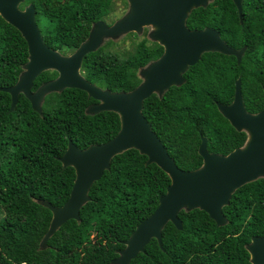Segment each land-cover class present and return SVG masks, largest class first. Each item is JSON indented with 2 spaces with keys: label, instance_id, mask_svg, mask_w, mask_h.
<instances>
[{
  "label": "trees",
  "instance_id": "trees-1",
  "mask_svg": "<svg viewBox=\"0 0 264 264\" xmlns=\"http://www.w3.org/2000/svg\"><path fill=\"white\" fill-rule=\"evenodd\" d=\"M26 2L35 5L38 24H47L45 30L40 27L46 44L64 53L77 49L92 24L117 9L116 0ZM187 26L217 30L231 48H246L240 63L235 56L204 54L184 75L182 86L172 87L162 98L154 94L144 103V116L177 166L195 171L203 165L202 138L208 139L210 153L220 155H229L247 141V134L235 130L218 108L233 102L238 79L247 111L257 114L264 109V0H244L242 21L232 0H215L193 10ZM147 42L124 52L108 42L85 57L84 77L113 93L135 90L142 83L139 71L164 53L158 43ZM28 58L22 34L0 16L1 88L18 82ZM57 77L55 71L44 72L33 92ZM94 103L86 92L66 89L48 95L40 114L24 95L11 110V96L0 92V146L14 143L11 151L0 148L5 159L0 165V264H8L7 255L20 264H59L68 258L79 264H112L137 226L159 207L170 177L156 164L147 165V156L139 151H126L92 186L81 220L67 222L47 248H41L53 218L42 203L62 207L76 179L75 169L60 162L69 142L84 150L111 141L121 129L114 112L87 115ZM19 121L22 130L16 133L11 124L18 126ZM223 213L229 223L218 227L204 211H182L183 229L167 224L163 248L152 239L130 264H251L246 246L253 237H264V179L238 189ZM206 252L209 258L199 255Z\"/></svg>",
  "mask_w": 264,
  "mask_h": 264
},
{
  "label": "water",
  "instance_id": "water-1",
  "mask_svg": "<svg viewBox=\"0 0 264 264\" xmlns=\"http://www.w3.org/2000/svg\"><path fill=\"white\" fill-rule=\"evenodd\" d=\"M24 1L0 0V16L22 34L29 53L18 82L9 88L0 87V92L11 96V110L17 106L20 95H24L33 110L42 114L48 95L78 89L97 102L87 108V115L114 112L121 121L119 133L107 143L81 150L69 142L60 162L64 168L75 169L76 179L70 198L62 207L42 203L50 209L53 218L41 248L46 249L49 239L67 222L81 220L80 213L90 201L92 186L111 169L116 156L129 150L147 156V165L160 167L170 177L171 185L160 198L157 210L137 226L124 242L125 249L118 252L119 257L112 264H130L145 252L152 239L163 248V230L167 224L183 229L179 218L182 211L199 209L206 212L218 227L227 225L229 220L223 209L230 204L233 194L247 184L264 179V109L257 114L247 111L241 80L238 79L233 102L227 106L218 104V108L235 130L247 134V141L229 155H220L210 153L208 139L202 138L199 155L203 158V165L195 171H185L177 166L143 114L147 99L154 94L162 98L172 87L182 86L184 75L200 62L204 54L220 53L235 56L239 63L242 61L246 48L239 51L231 48L217 30H191L187 26L193 10L206 8L215 0H127L129 10L120 20L110 27L101 21L93 25L88 38L69 56L45 43L37 22L36 7L30 4L22 10L20 6ZM232 1L242 21L244 0ZM147 26L155 27L149 39L161 45L164 53L139 71L142 83L135 90L113 93L84 77L82 65L87 55L97 52L108 41H119L131 33L139 36ZM47 71L57 72L58 77L33 92L35 80ZM246 249L251 264H264V237H253Z\"/></svg>",
  "mask_w": 264,
  "mask_h": 264
},
{
  "label": "rangeland",
  "instance_id": "rangeland-1",
  "mask_svg": "<svg viewBox=\"0 0 264 264\" xmlns=\"http://www.w3.org/2000/svg\"><path fill=\"white\" fill-rule=\"evenodd\" d=\"M27 0H25L22 4H21V6H20V8L22 9V10H25L30 4H27V2H26ZM125 2L127 1V0H124ZM128 2V1H127ZM32 4V3H31ZM116 11L115 12H113L112 14H111V16H110V18H109V22H111V21H118V20H120L127 12H128V10H129V3H128V8L127 9H125L124 7H123V3H122V0H116ZM34 5V4H33ZM40 24V26L39 27H41L43 30H45V26H47V24L46 23H44L43 21L41 22V23H39ZM40 28V29H41ZM147 32V34L145 35V37H148L149 38V34H151L154 30H155V27H153V26H147V27H144V29L141 31V34L140 35H143L144 33L143 32H145V31ZM89 36V35H88ZM138 36V35H137ZM88 38V37H87ZM86 38V39H87ZM85 39V40H86ZM84 40V41H85ZM83 41V42H84ZM82 42V43H83ZM117 42H119V44L116 46V50H118V51H121V52H124V51H132L133 49H134V46H135V44L136 43H138L139 42V36L136 38V37H133V36H130V34L129 35H126L125 37H123L122 39H120L119 41H117ZM46 43V42H45ZM81 43V44H82ZM80 44V45H81ZM50 48H52L53 50H55V51H58V52H60L62 55H65V56H69V55H72L77 49H75L73 52H69V53H64V52H61L60 50H57V49H55V48H53V47H51V46H49ZM83 74V73H82ZM3 217V215H1L0 214V219ZM88 249H89V247H88ZM75 252H76V250H75ZM6 260L8 261V264H20V263H18L17 261H16V259L15 258H13L12 256H10V255H7L6 256ZM59 264H79V262H77L76 263V261L73 259V258H68V259H65V260H63V261H61Z\"/></svg>",
  "mask_w": 264,
  "mask_h": 264
},
{
  "label": "flooded vegetation",
  "instance_id": "flooded-vegetation-1",
  "mask_svg": "<svg viewBox=\"0 0 264 264\" xmlns=\"http://www.w3.org/2000/svg\"><path fill=\"white\" fill-rule=\"evenodd\" d=\"M124 0H122V3H123V7L125 8V9H127L128 8V2L126 1L125 3H126V5L124 6ZM37 11V10H36ZM110 16H111V14L110 15H108L107 17H105L104 19H102V20H99V21H97V22H94L93 24H92V26H91V28L93 27V25H95L96 23H98V22H104L105 24H107L109 27L110 26H112L116 21H111V22H109L108 20H109V18H110ZM91 30V29H90ZM145 31V30H144ZM144 34L143 35H139V44H141L143 41H145V40H149V42H147L148 43V45H151L153 42L148 38V37H145V35L147 34V32L145 31V32H143ZM108 42H113V44H114V47H116L118 44H119V42H117V41H108ZM108 42H106V44L108 43ZM105 44V45H106ZM113 47V48H114ZM11 111V110H10ZM21 123V121H19L18 122V126H16L15 125V122H12V124H11V126H12V129L14 130L15 129V131H16V133H21V128H19V124ZM3 137V136H2ZM1 140H2V142H3V138H0ZM5 142V141H4ZM4 146V145H3ZM3 146H0V148L1 149H3V150H8V151H11V150H13L14 149V143H13V145L11 144L10 146L9 145H5L4 147ZM1 151V150H0ZM2 157H3V155H2ZM2 157H0V165H1V163L5 160V159H3ZM2 166H4V165H2ZM224 241V240H223ZM213 253V252H212ZM201 257H204V258H209V252H206L205 254H199ZM219 264V263H218Z\"/></svg>",
  "mask_w": 264,
  "mask_h": 264
}]
</instances>
